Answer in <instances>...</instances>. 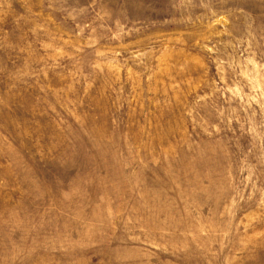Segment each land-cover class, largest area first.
Here are the masks:
<instances>
[{
  "label": "rangeland",
  "instance_id": "1",
  "mask_svg": "<svg viewBox=\"0 0 264 264\" xmlns=\"http://www.w3.org/2000/svg\"><path fill=\"white\" fill-rule=\"evenodd\" d=\"M0 264H264V0H0Z\"/></svg>",
  "mask_w": 264,
  "mask_h": 264
}]
</instances>
